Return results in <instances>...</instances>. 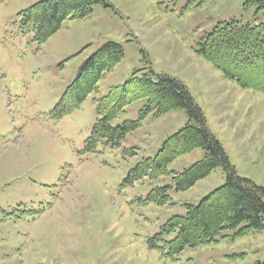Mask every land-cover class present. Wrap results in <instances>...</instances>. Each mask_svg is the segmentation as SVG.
Masks as SVG:
<instances>
[{
	"label": "rangeland",
	"instance_id": "obj_1",
	"mask_svg": "<svg viewBox=\"0 0 264 264\" xmlns=\"http://www.w3.org/2000/svg\"><path fill=\"white\" fill-rule=\"evenodd\" d=\"M39 1L0 5V264L263 261L264 230L241 237L225 230L218 242L174 255L163 241L151 246L171 218L187 215V204L198 205L226 182L218 167L190 190H176L174 173L201 161L203 149L174 161L167 175L129 182L132 169L188 123L185 110L151 114L119 146L94 150L87 142L98 120L96 100L135 71H152L185 85L238 175L264 188V93L242 88L198 54V43L219 23H264V10L246 7L247 0H107L41 43L21 30L20 16ZM107 42L123 46L122 62L79 109L56 117L82 63ZM146 103H133L114 125L137 121ZM165 185L170 201H150Z\"/></svg>",
	"mask_w": 264,
	"mask_h": 264
},
{
	"label": "trees",
	"instance_id": "obj_2",
	"mask_svg": "<svg viewBox=\"0 0 264 264\" xmlns=\"http://www.w3.org/2000/svg\"><path fill=\"white\" fill-rule=\"evenodd\" d=\"M6 1L0 0V5ZM101 4L108 6V1L42 0L20 13L21 30L34 33L38 42H46L68 19H84ZM253 6L258 11L264 10V0H247L246 7ZM198 54L242 88L264 93V23L244 24L235 19L219 23L198 43ZM124 57L122 45L107 42L86 59L56 106V117L79 109L90 94L98 92L99 82L113 72ZM140 99H147V103L139 112V119L114 125ZM96 103L98 120L87 142L94 150L99 144L119 146L151 114L158 118L183 109L188 115V123L163 143L154 158H146L132 169L129 182L167 175L170 164L197 149H203L205 157L184 173H174L177 191L186 192L216 168L223 169L225 184L201 199L198 205L187 204L186 216L171 218L151 239L153 248H159L158 242L163 241L169 245V253L174 255L187 247L218 242V237L224 238L222 233L225 230H237L236 237L264 230V188L238 175L222 145L210 131L204 112L182 82L167 75L137 70L127 82L111 88ZM170 188L169 185L157 188L149 195V200L167 204L171 199ZM244 223L246 225L241 227ZM173 233H177L175 238L166 242L165 236ZM256 264H264V260Z\"/></svg>",
	"mask_w": 264,
	"mask_h": 264
}]
</instances>
